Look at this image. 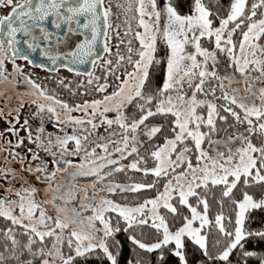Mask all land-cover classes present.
<instances>
[{
	"label": "snow or ice",
	"instance_id": "obj_1",
	"mask_svg": "<svg viewBox=\"0 0 264 264\" xmlns=\"http://www.w3.org/2000/svg\"><path fill=\"white\" fill-rule=\"evenodd\" d=\"M115 8L0 0V264H264V0Z\"/></svg>",
	"mask_w": 264,
	"mask_h": 264
},
{
	"label": "rangeland",
	"instance_id": "obj_2",
	"mask_svg": "<svg viewBox=\"0 0 264 264\" xmlns=\"http://www.w3.org/2000/svg\"><path fill=\"white\" fill-rule=\"evenodd\" d=\"M116 2H117V0H113V7H115ZM120 2H123V0H120ZM17 63L24 64L26 72H28V71L32 72L34 78L37 79V82L46 84L47 87L49 88V90L51 92H54L60 99L67 100L70 103L72 101H80V100L85 99V98L91 99L90 96L89 97H82L79 95H77V96L71 95V91L76 90L77 81H79L81 79L86 80L87 79L86 77H77V76H75L74 73H69L67 70L60 69L59 75L62 78H66V83L70 82V88L65 89L62 86H57L54 79H45L46 77H53V78L56 77L57 76L56 72L50 73V72H47L43 69L28 66L25 61H17ZM96 74L99 75L100 72L97 71ZM24 111H27V108ZM76 114L78 115V113H76ZM22 115H23V112H22ZM45 126H46L48 131L54 130L53 125L51 123H46Z\"/></svg>",
	"mask_w": 264,
	"mask_h": 264
},
{
	"label": "trees",
	"instance_id": "obj_3",
	"mask_svg": "<svg viewBox=\"0 0 264 264\" xmlns=\"http://www.w3.org/2000/svg\"><path fill=\"white\" fill-rule=\"evenodd\" d=\"M175 2L177 3V6H178V10L181 12V13H186L188 12V9H189V4H190V0H175ZM225 2H227V0H225ZM113 10L114 12H118V10L113 7ZM116 18L113 17V20H115ZM122 19V18H121ZM113 43H115V39L113 40ZM123 47V46H121ZM130 175L133 176V179L134 180H139L141 178V174H132L130 173ZM119 180L121 181H125L127 178L124 177L123 175L119 176L118 177ZM254 215H256L257 217L261 216V215H264V213H261L259 211L255 212ZM254 228L255 227H260L259 224H256L254 223L252 225ZM116 239L119 240L121 242V244L123 245V251H124V256L125 257H130L131 253H130V242L127 241L126 239V234L121 232V233H117L116 234ZM153 260H155V256L152 257ZM170 257H167L166 256V262L167 260L169 259ZM123 259V258H122ZM88 264H101L100 260L96 257H90L88 259Z\"/></svg>",
	"mask_w": 264,
	"mask_h": 264
},
{
	"label": "water",
	"instance_id": "obj_4",
	"mask_svg": "<svg viewBox=\"0 0 264 264\" xmlns=\"http://www.w3.org/2000/svg\"><path fill=\"white\" fill-rule=\"evenodd\" d=\"M33 59L36 61L37 64L41 63L42 60H43V58H41V57L39 56V53H38V52L33 54ZM49 66H50V65H49ZM32 67H33V66H32ZM34 68H39V67H34ZM39 69H42V68H39ZM43 70L49 72L47 69H43ZM65 70H66V69H65ZM50 73H53V72H50Z\"/></svg>",
	"mask_w": 264,
	"mask_h": 264
},
{
	"label": "flooded vegetation",
	"instance_id": "obj_5",
	"mask_svg": "<svg viewBox=\"0 0 264 264\" xmlns=\"http://www.w3.org/2000/svg\"><path fill=\"white\" fill-rule=\"evenodd\" d=\"M63 70H65V69H63Z\"/></svg>",
	"mask_w": 264,
	"mask_h": 264
}]
</instances>
